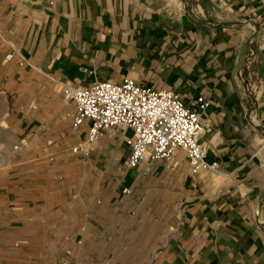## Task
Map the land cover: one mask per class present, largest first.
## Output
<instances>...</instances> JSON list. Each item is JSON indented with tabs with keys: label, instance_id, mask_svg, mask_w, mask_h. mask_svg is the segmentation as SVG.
Listing matches in <instances>:
<instances>
[{
	"label": "crops",
	"instance_id": "0c3cea01",
	"mask_svg": "<svg viewBox=\"0 0 264 264\" xmlns=\"http://www.w3.org/2000/svg\"><path fill=\"white\" fill-rule=\"evenodd\" d=\"M0 44V264H264V0H0ZM124 79L210 101L206 166L128 167L131 128L73 151L90 120L60 84Z\"/></svg>",
	"mask_w": 264,
	"mask_h": 264
},
{
	"label": "built area",
	"instance_id": "2783aa9c",
	"mask_svg": "<svg viewBox=\"0 0 264 264\" xmlns=\"http://www.w3.org/2000/svg\"><path fill=\"white\" fill-rule=\"evenodd\" d=\"M60 90L76 103L74 125L90 120L86 141L73 151L91 145L111 127L131 128L128 167H137L147 159H163L173 166L179 150L187 154L194 170L206 166V148L199 141L204 129L201 112L210 105L206 97L186 104L175 91L151 89L132 79L121 83L96 81L91 86L67 82L60 84Z\"/></svg>",
	"mask_w": 264,
	"mask_h": 264
},
{
	"label": "rangeland",
	"instance_id": "374dc122",
	"mask_svg": "<svg viewBox=\"0 0 264 264\" xmlns=\"http://www.w3.org/2000/svg\"><path fill=\"white\" fill-rule=\"evenodd\" d=\"M0 44V53H1ZM7 67L0 61V175L6 171L12 153L16 151L19 140L14 127L9 122L13 99L9 94H3L6 83Z\"/></svg>",
	"mask_w": 264,
	"mask_h": 264
}]
</instances>
